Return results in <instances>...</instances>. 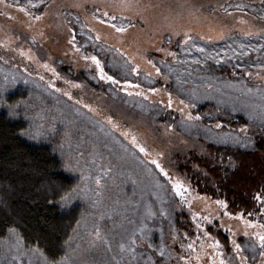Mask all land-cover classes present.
I'll return each mask as SVG.
<instances>
[{"label": "rangeland", "instance_id": "rangeland-1", "mask_svg": "<svg viewBox=\"0 0 264 264\" xmlns=\"http://www.w3.org/2000/svg\"><path fill=\"white\" fill-rule=\"evenodd\" d=\"M16 2L0 3V113L22 122L21 138L48 146L75 180L59 207L78 206L80 217L58 261L264 264V204L231 215L174 167L207 143L249 149L247 132L264 127V0H19L28 11ZM91 52L118 84L100 78L84 59ZM59 65L83 70L90 85ZM161 99L164 112L154 105ZM176 100L195 115L175 117ZM237 118L245 124L223 128ZM0 264L48 260L9 230Z\"/></svg>", "mask_w": 264, "mask_h": 264}, {"label": "trees", "instance_id": "trees-1", "mask_svg": "<svg viewBox=\"0 0 264 264\" xmlns=\"http://www.w3.org/2000/svg\"><path fill=\"white\" fill-rule=\"evenodd\" d=\"M91 48L92 45L83 51L89 52ZM91 53L98 59L101 57ZM71 68L58 66L60 73L71 79L76 76L90 85L83 70L74 75ZM161 86L169 89L166 84ZM166 102L161 99L154 105L164 112L160 108L164 109L161 105ZM176 105L182 109L177 108L175 117L185 119L195 115L183 109L180 101L176 100ZM151 112L155 114L151 110L149 115ZM237 119L239 125L224 123L223 128L235 130L245 124ZM160 120L165 122L161 117ZM23 127L22 122L10 121L0 113V243L9 230H14L26 246L39 250L48 261H58L80 217L78 206L66 212L59 207L62 198L74 188L75 180L62 171L48 146L30 144L21 138ZM247 134L253 142L249 149L207 143L203 152L190 151L174 164L181 180L196 195L223 201L231 215L257 213L255 197L264 193V127Z\"/></svg>", "mask_w": 264, "mask_h": 264}, {"label": "snow or ice", "instance_id": "snow-or-ice-1", "mask_svg": "<svg viewBox=\"0 0 264 264\" xmlns=\"http://www.w3.org/2000/svg\"><path fill=\"white\" fill-rule=\"evenodd\" d=\"M2 2H4V0H0V3H2ZM28 2H29V4H30L32 7H38L37 4H33V3H32V0H28ZM43 2H44V0H40V3H43ZM11 6H13V7H19V8H20V11H28V9H27L26 7L20 6V4H19V0H17V2H16L14 5H11ZM237 7H240V6H237ZM29 14L31 15V13H29ZM104 15L107 16L108 13H104ZM34 18L37 19V20H39L41 17H40V16H34ZM125 19H127V18H126V17H121V20H125ZM109 20H116V17H115V16H111V17H109ZM103 22H104V21H101V23H103ZM110 26H111L113 29H115L116 32H119V33H124V32L127 31V27H125L123 23H121V24H119V25L113 23V24H111ZM128 27H133V25H132L131 23H129V24H128ZM74 39H75V37H73V41H74ZM95 39H96V40H99V39H100L99 35H97V36L95 37ZM71 42H72V41H70V43H71ZM185 43H187V41H185ZM78 50H79V49H77V51H78ZM84 59H86V60L90 59V60L96 65V67H97V68L99 69V71H100V78H101V79H104V80L110 81V82L113 83V84H118V83H119V81H118L114 76H109V75H107V74L104 72V69H103V67H102V65H101V62H100V60H99L96 56H94V55H93V56H85ZM148 62L151 63L150 60H149ZM44 67H48V65H44ZM53 71H54V69H53ZM133 71H136V69L134 68ZM156 71H157V73H159V69H156ZM75 86L78 87V85H75ZM137 87H138V86H137ZM151 91H157V90H156V89H151ZM128 94H129V95H132V93H130V92H129ZM137 94H140V93H137ZM170 106H171V101H169V107H170ZM110 122H111V121H110ZM218 126H219V125H218ZM242 131H246V130L242 129ZM133 142L135 143V138H133ZM140 151H141V152H144L145 149H144L143 147H141V148H140ZM152 163L156 164L157 168H159L160 171H161L162 173H164L165 176L168 175L166 172H164V169L159 165V163H157L155 160H153ZM181 187H182V185H181L179 182H177V184H176L177 193L182 195V193L180 192ZM62 199L67 200L68 197H63ZM255 199L261 201V203L264 204V193H262V194H258V195L255 197ZM217 203H218V204H221L222 206H225V207H226V205H224V202H223V201H217ZM241 218H242V217H241ZM96 236H97V238H100L99 231H97ZM260 242H261V245L264 246V236H260ZM132 243H133V244L135 243V240H134V239L132 240ZM218 243H219V242H217V244L214 245V246H218ZM120 247H121L122 250L124 249V245H123V244H121ZM188 247L191 248L192 245L189 244ZM235 247L237 248V250H239V248H240V246H239L238 244L235 245ZM162 254H163V253H162ZM66 260H67L66 257L64 258L63 261H56L55 259H53V260H51V261H48V264H64V262H65ZM221 264H224V262L221 261Z\"/></svg>", "mask_w": 264, "mask_h": 264}]
</instances>
